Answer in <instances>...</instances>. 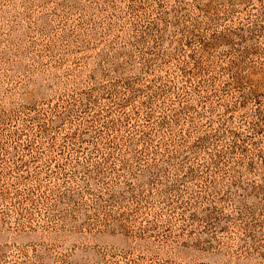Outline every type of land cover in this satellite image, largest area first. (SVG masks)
<instances>
[{
    "label": "rangeland",
    "instance_id": "374dc122",
    "mask_svg": "<svg viewBox=\"0 0 264 264\" xmlns=\"http://www.w3.org/2000/svg\"><path fill=\"white\" fill-rule=\"evenodd\" d=\"M0 264H264V0H0Z\"/></svg>",
    "mask_w": 264,
    "mask_h": 264
}]
</instances>
